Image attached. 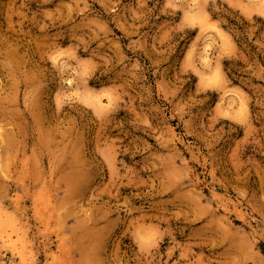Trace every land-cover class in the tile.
<instances>
[{"label": "rangeland", "instance_id": "374dc122", "mask_svg": "<svg viewBox=\"0 0 264 264\" xmlns=\"http://www.w3.org/2000/svg\"><path fill=\"white\" fill-rule=\"evenodd\" d=\"M0 225V264H264V0H0Z\"/></svg>", "mask_w": 264, "mask_h": 264}, {"label": "bare ground", "instance_id": "6f19581e", "mask_svg": "<svg viewBox=\"0 0 264 264\" xmlns=\"http://www.w3.org/2000/svg\"><path fill=\"white\" fill-rule=\"evenodd\" d=\"M86 102V101H85ZM89 101H87V104H90V103H88ZM95 103H96V101H95ZM99 103V101L96 103V104H98ZM100 104V103H99ZM27 163V162H26ZM27 166V165H26ZM25 170V169H24ZM40 174V173H39ZM2 224V223H1ZM0 226H2V225H0ZM4 226V225H3ZM10 225H6V226H4V229L5 228H7V227H9ZM22 235H24V234H22ZM19 241V238L18 237H16L14 240H13V238L11 237V235L9 234V235H7L6 236V238L5 239H3V241H2V243H3V245H5L7 248H11V250H18V248L16 247V243ZM25 242V241H24ZM91 257V256H90Z\"/></svg>", "mask_w": 264, "mask_h": 264}]
</instances>
